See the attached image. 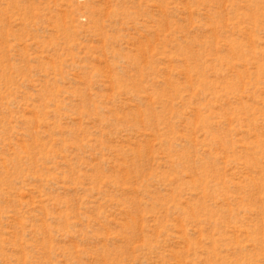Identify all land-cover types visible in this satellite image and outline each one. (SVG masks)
Here are the masks:
<instances>
[{
    "label": "rangeland",
    "instance_id": "1",
    "mask_svg": "<svg viewBox=\"0 0 264 264\" xmlns=\"http://www.w3.org/2000/svg\"><path fill=\"white\" fill-rule=\"evenodd\" d=\"M0 264H264V0H0Z\"/></svg>",
    "mask_w": 264,
    "mask_h": 264
}]
</instances>
